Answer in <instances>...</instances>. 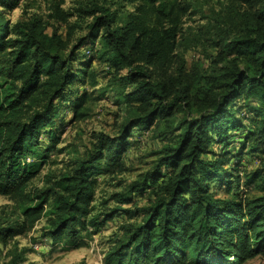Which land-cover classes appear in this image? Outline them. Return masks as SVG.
Here are the masks:
<instances>
[{
	"label": "trees",
	"instance_id": "1",
	"mask_svg": "<svg viewBox=\"0 0 264 264\" xmlns=\"http://www.w3.org/2000/svg\"><path fill=\"white\" fill-rule=\"evenodd\" d=\"M123 1L134 9L121 0H80L75 11L65 10L57 0L46 16L10 23L6 14L20 0H0V195L21 201L26 218L0 220V241L46 216L54 242L82 247L84 234L122 214L128 221L106 264H244L264 255V0H229L226 14L202 27L195 40L211 58L207 69H189L180 51L193 1ZM53 20L66 24L65 33L49 31ZM97 62L108 70L103 92L125 122L116 135L99 132L66 173L29 189L60 142L63 107L74 120L89 115L87 86L99 85ZM160 127L178 131L175 141L111 195L121 207L95 212L100 162L124 170L134 130ZM247 154L253 169H244ZM137 195L148 204L140 206ZM5 264H25L24 250Z\"/></svg>",
	"mask_w": 264,
	"mask_h": 264
},
{
	"label": "rangeland",
	"instance_id": "2",
	"mask_svg": "<svg viewBox=\"0 0 264 264\" xmlns=\"http://www.w3.org/2000/svg\"><path fill=\"white\" fill-rule=\"evenodd\" d=\"M54 1L57 0H20L19 6L8 11L6 17L10 23H16L31 14L46 16L51 3ZM64 1L63 9L75 11L80 0ZM191 1H193L194 8L192 9L193 12L185 18L180 51H184L189 69L195 66L207 69L212 65L211 58H209L207 50L201 46L202 43L195 39L200 36L203 26L209 29L215 23V16L218 13L226 14L229 0ZM121 2L126 5V8L134 9L133 5L123 0ZM75 19L71 18V21ZM53 30L65 33L66 24L53 20L49 31L52 32ZM78 34H81V31ZM83 51L89 55L86 49ZM210 53H213V56L217 54L216 51L212 50ZM94 67L98 73L99 85L96 87L87 86L88 94L91 97L88 102L89 115L81 120H74L72 111L63 107L61 117L56 123L60 142L47 152L49 154L48 159L41 165L40 172L30 182L29 189L43 188L47 185L48 179L55 180L66 173L72 168L75 158L84 157L93 148L99 132L116 135L119 125L125 122L123 110L115 105L113 97L111 98L108 93L105 92L104 94L103 92L108 80L106 72L108 70L98 62L94 64ZM79 91H81L80 88ZM187 115V111L182 112L179 119ZM134 131V140L136 141L131 140L133 145L127 155L124 170L120 171L118 165L109 167L105 161L100 162L103 171L97 176L98 182L94 202L97 208L95 212H99L105 207L120 206L116 201H110L111 195L125 190L134 180L139 179L140 174L154 165L164 147L174 142L179 134L178 131L166 133L167 130L164 127L153 128L149 131ZM41 143L42 150L49 147L50 144L46 135L42 136ZM252 157L250 154L244 157V169L256 167L257 163ZM221 193L224 194L225 192L221 190ZM136 198H138L140 206L148 204L146 195H137ZM106 200L109 202L102 205L103 201ZM130 206L129 204L123 207ZM25 219L22 215L21 201L0 195V220L4 224L13 221L22 223ZM126 221H128L127 216L119 214L109 220L98 232L91 235L84 234L85 246L66 248L61 242H54L49 235L45 234L44 227L47 224V217L43 216L30 231L17 235L7 242L0 241V264L7 263L14 251L22 249L24 250L25 264H106V253L117 240H120L119 238L122 236V232H119L120 226ZM138 221L140 219L137 218L131 220V222ZM244 264H264V255L249 259Z\"/></svg>",
	"mask_w": 264,
	"mask_h": 264
}]
</instances>
